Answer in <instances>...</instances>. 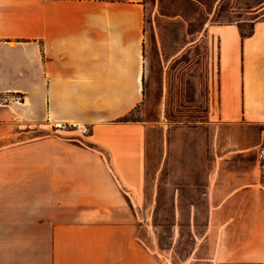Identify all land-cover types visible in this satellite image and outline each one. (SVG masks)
Wrapping results in <instances>:
<instances>
[{
	"label": "crops",
	"instance_id": "1",
	"mask_svg": "<svg viewBox=\"0 0 264 264\" xmlns=\"http://www.w3.org/2000/svg\"><path fill=\"white\" fill-rule=\"evenodd\" d=\"M180 1L203 20L183 52L203 55L173 56L165 74L208 88L202 127L229 126L232 145L256 130L248 144L262 145L264 0ZM146 14L145 0H0V264H163L147 210L163 177L192 173L170 166L162 122L128 119L148 92ZM260 175L208 185L200 264H264Z\"/></svg>",
	"mask_w": 264,
	"mask_h": 264
},
{
	"label": "rangeland",
	"instance_id": "2",
	"mask_svg": "<svg viewBox=\"0 0 264 264\" xmlns=\"http://www.w3.org/2000/svg\"><path fill=\"white\" fill-rule=\"evenodd\" d=\"M145 3L147 59L151 66L146 81L148 92L145 102L128 119L162 122L164 131L174 142L170 166L192 173L162 178L159 207L147 210V245L162 254L163 264H200L202 252L195 251L206 233L208 185L212 191L214 185L224 186L229 180L261 176L257 153L264 143L251 148L248 142L257 136V131L245 130L236 134L241 143L232 145L228 139L234 133L229 126L219 134L212 125L206 128L199 124L208 119V88L201 87L196 77L186 81L185 75L170 74L168 70L165 74L163 62L176 55L202 57V49L190 54L183 51L199 38L203 20L191 4L180 0H145ZM243 31L249 33L250 25ZM152 132L153 139L161 136L160 129ZM245 147L249 149L242 151ZM161 149L157 144L155 150L151 147L154 150L150 153L151 161ZM229 153L233 154L218 161V157ZM218 168L226 172L223 177H207L209 170ZM176 190L180 192L179 208L173 206Z\"/></svg>",
	"mask_w": 264,
	"mask_h": 264
},
{
	"label": "built area",
	"instance_id": "3",
	"mask_svg": "<svg viewBox=\"0 0 264 264\" xmlns=\"http://www.w3.org/2000/svg\"><path fill=\"white\" fill-rule=\"evenodd\" d=\"M258 158L260 161V172L264 175V148H261L258 152Z\"/></svg>",
	"mask_w": 264,
	"mask_h": 264
},
{
	"label": "trees",
	"instance_id": "4",
	"mask_svg": "<svg viewBox=\"0 0 264 264\" xmlns=\"http://www.w3.org/2000/svg\"><path fill=\"white\" fill-rule=\"evenodd\" d=\"M249 34H250V32H249ZM243 35L246 36V35H248V33H245V32L243 31ZM125 121H128V120L125 119Z\"/></svg>",
	"mask_w": 264,
	"mask_h": 264
}]
</instances>
